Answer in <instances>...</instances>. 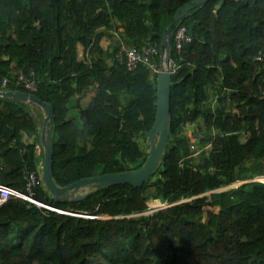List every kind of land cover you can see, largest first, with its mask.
I'll list each match as a JSON object with an SVG mask.
<instances>
[{
	"label": "trees",
	"instance_id": "1",
	"mask_svg": "<svg viewBox=\"0 0 264 264\" xmlns=\"http://www.w3.org/2000/svg\"><path fill=\"white\" fill-rule=\"evenodd\" d=\"M189 1L0 0V88L23 90L2 79L34 69V93L52 107L57 184L142 165L148 144L138 139L154 121L157 73L127 70L113 52L122 42L154 45L159 63L165 26ZM180 25L192 38L179 49ZM169 47V137L149 180L81 200L36 189L72 213L9 199L0 205V264H264V180H253L264 176V0H205L172 25ZM24 107L0 97V183L15 189L43 161ZM151 198L165 206L149 210Z\"/></svg>",
	"mask_w": 264,
	"mask_h": 264
},
{
	"label": "water",
	"instance_id": "2",
	"mask_svg": "<svg viewBox=\"0 0 264 264\" xmlns=\"http://www.w3.org/2000/svg\"><path fill=\"white\" fill-rule=\"evenodd\" d=\"M205 0H191L177 10L168 20L161 37L159 52V70L156 74V111L154 121L146 131L148 154L141 166L119 172H107L94 176H86L72 181L66 185H59L54 180L52 164L51 126L52 107L47 101L40 99L35 93L19 89H1L0 97L9 98L25 103L38 105L43 113L39 130V140L43 149V161L40 176L45 188L52 198L65 200H81L90 191L104 188L113 184L129 183L141 186L147 182L156 170L164 156L166 143L169 137V107L170 89L172 82L170 63V32L172 25L196 5ZM259 180V179H253ZM243 182V181H241ZM90 217V216H88Z\"/></svg>",
	"mask_w": 264,
	"mask_h": 264
},
{
	"label": "built area",
	"instance_id": "3",
	"mask_svg": "<svg viewBox=\"0 0 264 264\" xmlns=\"http://www.w3.org/2000/svg\"><path fill=\"white\" fill-rule=\"evenodd\" d=\"M191 38L192 35L190 30L184 25L178 26L173 32V40L179 49L182 47L183 43L190 41ZM156 54H158V49L154 45H147L140 49L134 45L122 42L114 50L113 58L127 70H134L140 65H144L147 66L151 72L157 73L159 70V63L154 60V55ZM176 67L177 65H175L170 58L169 69L171 73L175 71ZM9 81H12L14 85L23 88L24 91L31 93H34L38 89L35 71L33 68H29L26 72L19 73L11 79L4 77L1 83L2 86L5 87ZM23 177L25 179V186L23 189H15L0 183V205L9 199L18 198L27 201V203L35 204L38 207H45L58 212L72 213L70 210L58 209L52 205L46 204L35 197L36 189L43 184L39 170H24ZM153 209L155 208H152L151 210Z\"/></svg>",
	"mask_w": 264,
	"mask_h": 264
},
{
	"label": "rangeland",
	"instance_id": "4",
	"mask_svg": "<svg viewBox=\"0 0 264 264\" xmlns=\"http://www.w3.org/2000/svg\"><path fill=\"white\" fill-rule=\"evenodd\" d=\"M110 41H109V39L107 38V37H104V38H102V40H101V44H102V46L104 47V48H108L109 47V45H110V43H109ZM79 51H80V53H81V47H79ZM106 56V58H107V60L108 61H110L111 59H110V57H107V50H106V52L104 53V57ZM87 98L88 97H84L83 98V100H87ZM24 108H26V109H28V110H30L34 115H35V117H36V120H37V123H38V130H40V126H41V121H42V118H43V113H42V110H41V108L38 106V105H36V104H34V103H25V107ZM196 126H197V124L195 123V122H189V123H185L184 124V129H186L187 130V132L189 133V135H191V139L192 140H194V137L192 136V129H196ZM30 136H31V134H29V133H26L25 135H24V138L26 139V140H29L30 139ZM246 137V134H241L240 135V138L241 139H244ZM138 142L140 143V145H141V147H144V143L146 142V141H144L143 140V138H139L138 139ZM147 144V143H146ZM255 179L257 178V179H264V176H258V177H254ZM239 182H241V181H236L235 183H233L232 185H235V184H237V183H239ZM148 201V206H149V210H150V208L152 209V208H158V207H162V206H165V203H162L161 201H160V203H158V204H154V203H151L150 201H151V199H148L147 200Z\"/></svg>",
	"mask_w": 264,
	"mask_h": 264
},
{
	"label": "bare ground",
	"instance_id": "5",
	"mask_svg": "<svg viewBox=\"0 0 264 264\" xmlns=\"http://www.w3.org/2000/svg\"><path fill=\"white\" fill-rule=\"evenodd\" d=\"M262 177V176H261ZM151 203H154V204H158V203H160V201L159 200H157V199H152L151 198V201H150Z\"/></svg>",
	"mask_w": 264,
	"mask_h": 264
},
{
	"label": "clouds",
	"instance_id": "6",
	"mask_svg": "<svg viewBox=\"0 0 264 264\" xmlns=\"http://www.w3.org/2000/svg\"><path fill=\"white\" fill-rule=\"evenodd\" d=\"M1 89H6V88H1ZM77 214H82V213H77ZM84 216H90V215L84 214Z\"/></svg>",
	"mask_w": 264,
	"mask_h": 264
},
{
	"label": "crops",
	"instance_id": "7",
	"mask_svg": "<svg viewBox=\"0 0 264 264\" xmlns=\"http://www.w3.org/2000/svg\"><path fill=\"white\" fill-rule=\"evenodd\" d=\"M79 53H80V51H79ZM81 54V53H80Z\"/></svg>",
	"mask_w": 264,
	"mask_h": 264
}]
</instances>
